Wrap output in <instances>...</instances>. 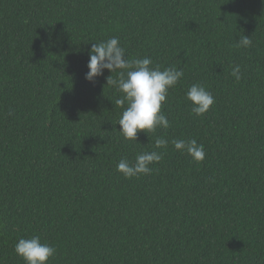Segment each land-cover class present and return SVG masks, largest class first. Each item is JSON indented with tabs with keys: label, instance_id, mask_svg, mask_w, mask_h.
<instances>
[{
	"label": "trees",
	"instance_id": "obj_1",
	"mask_svg": "<svg viewBox=\"0 0 264 264\" xmlns=\"http://www.w3.org/2000/svg\"><path fill=\"white\" fill-rule=\"evenodd\" d=\"M112 37L183 70L167 130L124 139L111 73L85 79ZM196 83L215 98L203 116ZM174 139L203 144L204 161ZM153 150L150 174L117 171ZM33 235L57 249L48 264H264V0H0V264H25L14 247Z\"/></svg>",
	"mask_w": 264,
	"mask_h": 264
},
{
	"label": "clouds",
	"instance_id": "obj_2",
	"mask_svg": "<svg viewBox=\"0 0 264 264\" xmlns=\"http://www.w3.org/2000/svg\"><path fill=\"white\" fill-rule=\"evenodd\" d=\"M251 37L243 35L236 47H250ZM150 57L128 58L126 50L116 37L100 43H93L89 51L88 72L85 79L94 82L107 69L111 75L106 78V85L113 87L122 95L115 103L123 108L117 124L119 132L126 140L137 141L138 132L155 133L158 128L167 130L170 121L161 111L167 101L169 90L174 88L183 78L184 72L175 66L161 70L159 65L152 66ZM116 73L114 77L112 74ZM231 75L238 81L241 79V67L235 65ZM186 98L191 102V112L196 116H203L214 105L215 98L202 84H192L186 92ZM169 141L163 137L155 139L156 149H167ZM174 149L187 154L201 163L206 157L203 144L195 139H174L171 141ZM163 159V153L158 151L143 152L134 161L126 158L117 164V171L124 178H138L153 171V165ZM14 251L25 264H48L57 252L55 246L42 243L39 235L31 238H20L15 244Z\"/></svg>",
	"mask_w": 264,
	"mask_h": 264
}]
</instances>
